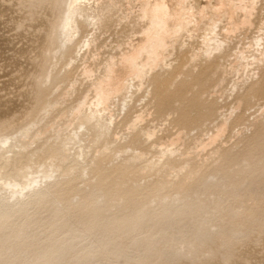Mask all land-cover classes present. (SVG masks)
<instances>
[{
  "label": "rangeland",
  "instance_id": "374dc122",
  "mask_svg": "<svg viewBox=\"0 0 264 264\" xmlns=\"http://www.w3.org/2000/svg\"><path fill=\"white\" fill-rule=\"evenodd\" d=\"M74 1L0 0V177L24 165L40 177L54 145L75 143L55 160L66 174L44 181L57 184L48 204L0 220V264H264V0L252 28L227 36L224 15L221 56L184 33L173 66L112 106L109 136L70 141L74 106L93 97L83 66L102 72L144 29L140 0Z\"/></svg>",
  "mask_w": 264,
  "mask_h": 264
},
{
  "label": "bare ground",
  "instance_id": "6f19581e",
  "mask_svg": "<svg viewBox=\"0 0 264 264\" xmlns=\"http://www.w3.org/2000/svg\"><path fill=\"white\" fill-rule=\"evenodd\" d=\"M81 1L83 0H75L73 5ZM211 1L208 0L207 5L197 7L195 0H140L139 20L144 24V29L141 32L139 41L132 43L128 52L124 53L119 61L116 62L114 58L107 61L103 65L102 72L100 71L101 68L98 67L93 68L88 64L83 66L81 77L84 81L90 83H88L90 85L89 92L93 93V97L90 98L87 93L74 106L71 124L67 126L72 133L70 141H75L82 134L91 132L96 133L99 139L109 136L111 134H109L111 124H115L113 116L109 117L112 106H116L115 103L118 104L116 102L118 100V102L123 103V108L129 109L135 95L132 90L134 87L142 88L145 86V82L156 83L161 74L152 75V73L156 69L161 70L173 66L170 59L177 54L174 43H177L184 33H189L190 38L197 33H201V40L207 49L208 55L221 56L224 52L222 48L227 43L226 39H220L219 37L222 18L225 14L228 17V27L222 31L227 36L241 29L254 26L253 18L257 9L256 0L249 2H244V0H215V4H211ZM238 13L241 14L240 20H237ZM61 26L62 32L68 33L72 38L73 36L70 33V29L73 28L72 23L66 19V22ZM260 32H264V28ZM261 41L260 38L252 41L250 43L251 49L256 46L261 48ZM210 43H213V48L210 47ZM93 45L94 41H88L86 43L87 50ZM243 52L240 55L245 61L247 57ZM166 53H168L169 58L165 57ZM263 61L264 53H261V59L258 62ZM98 73H100L99 76ZM70 88L75 91V84L71 85ZM150 92L149 86L146 93L149 94ZM128 99H130L129 103L127 102ZM143 119L142 115H137L132 120L131 127L136 129L143 122ZM227 124V121L222 123L217 135L211 139V142L226 131ZM146 135L148 138H152L155 133L148 132ZM8 143L9 140L1 144L6 146ZM58 144L52 147H59L58 150H50L49 159L51 164L48 167L46 166L44 172L41 173L42 176L29 178L32 175L30 173L32 167L24 165L22 167L15 166L13 173L8 172V175L0 177V194L6 192L5 195L0 196V220L7 219V216L4 217V215L14 211L48 204L47 194L57 184L44 181L56 178L59 174H66L63 166L55 165V160L61 155L64 160H68L70 157L68 153L75 146V143H65L62 140ZM77 155L79 157L77 163L80 159H83L84 162L88 160L83 151L77 152ZM0 158H2V155ZM7 162L13 163L14 161L8 159ZM0 173L2 174L1 169ZM21 178L26 179L25 182L21 181ZM55 201L60 200L55 199ZM112 208L110 207V209ZM136 211L137 215H141L144 208ZM102 214L103 212L97 214V216L101 217Z\"/></svg>",
  "mask_w": 264,
  "mask_h": 264
}]
</instances>
